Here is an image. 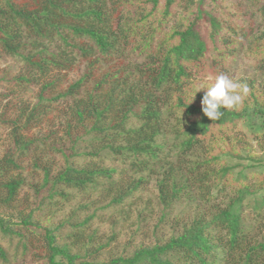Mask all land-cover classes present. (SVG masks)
I'll use <instances>...</instances> for the list:
<instances>
[{
    "label": "trees",
    "instance_id": "16d2710c",
    "mask_svg": "<svg viewBox=\"0 0 264 264\" xmlns=\"http://www.w3.org/2000/svg\"><path fill=\"white\" fill-rule=\"evenodd\" d=\"M257 2L260 23L221 9L220 0H0V56L11 59L0 77L9 140L0 157V206L9 214L0 213V231L17 238L11 257L0 245L4 264L27 252L44 264H264V0ZM242 56L250 59L240 71ZM219 74L249 93L211 121L201 110L206 89H197ZM152 181L154 203L145 206L158 209L156 237L113 252L90 205L118 207L114 220L113 212L104 218L116 225L138 203L134 196L126 211L127 198ZM98 189L104 196L92 198ZM69 192L83 200L49 225L55 198L67 203ZM164 226L170 232L160 238Z\"/></svg>",
    "mask_w": 264,
    "mask_h": 264
},
{
    "label": "rangeland",
    "instance_id": "374dc122",
    "mask_svg": "<svg viewBox=\"0 0 264 264\" xmlns=\"http://www.w3.org/2000/svg\"><path fill=\"white\" fill-rule=\"evenodd\" d=\"M221 9H228V10H234L236 14H244L245 16H250L251 19L255 21V23H260L261 19L257 12L258 2L257 0H220ZM247 14V15H246ZM235 17V16H234ZM262 29H264V25L262 26ZM241 35V33H240ZM237 38L241 39L240 36ZM243 54V52H241ZM240 53V54H241ZM241 58V59H240ZM238 59L236 62L237 67L240 71L245 70L249 65V57L248 56H242ZM11 59L7 57L0 56V77L3 75L2 68L6 64L10 63ZM84 68L80 67L77 69V72H74L70 77L76 78L83 72ZM7 88V86H6ZM240 127V126H239ZM8 130L5 127L0 126V157L3 154V150L8 145V138H7ZM55 156L57 157L55 159L56 166L63 164V157H61L60 153H55ZM76 159L78 162L82 161L81 156H77ZM106 164H113L116 163L113 161L112 158L105 160ZM127 170V169H126ZM125 171H119L118 176L131 174L132 178H138L137 174L132 173V171H126L127 173H124ZM27 175V172L24 173ZM154 181H152L149 184H145L144 182L139 185V187L136 189L137 191L134 193L133 197L127 198L125 201L123 207L125 206V210H128V203H130L134 196H138L136 200H138V203L135 205H132V209L130 212L129 217H127L125 220L120 221L116 223V225L111 226L109 224L110 220L108 222L104 221V218L107 214L110 212H113L111 215V220H114V211L118 207L111 206L107 208L106 210H100L99 207L102 204H96V205H90V211L95 210L96 213L99 215V219L96 217V224L93 226H98L97 223L101 226H99V233L103 235V240L106 238L111 239L110 247L112 248L113 252H127L129 253L131 250H133L135 247H137L140 243H149L154 240L155 231L153 229V226L155 225L157 219H158V209L156 206L146 208V200L151 197V203H154ZM67 191H71V189H66ZM139 190V191H138ZM105 192L98 189L96 193L91 194L92 198H102L104 196ZM30 195H32V192L30 191ZM72 197V194L69 192L68 195L64 196V199L67 200L66 202H61L58 197L55 198V201L57 202V206H59L57 209L54 208L53 213L50 214L47 211V208L42 209L41 213L47 212L49 215L46 216L47 222L49 225L57 224L60 222V220L67 219L73 210V207H76L83 198H80L78 200H75ZM86 198V197H84ZM89 198V197H87ZM135 200V201H136ZM107 201L103 202L105 204ZM128 205V206H127ZM130 207V208H131ZM141 208V209H140ZM139 212V214H138ZM0 213L4 214L5 216H8V211L5 207L0 206ZM14 220V219H13ZM57 222V223H56ZM157 230V229H156ZM70 232V228L68 226H65L62 230V235ZM170 230L166 226H164L159 232L158 237L160 238H166L169 234ZM14 241L8 239L7 237L2 236V233L0 231V245L3 246L8 256H13L16 246L17 238L14 237ZM18 251L21 252V248H18ZM20 254V253H19ZM0 264H4L3 260L1 259L0 254ZM11 264H44L42 260H32L30 258L29 252L26 253V255L23 258H20V256H17V261H14Z\"/></svg>",
    "mask_w": 264,
    "mask_h": 264
},
{
    "label": "clouds",
    "instance_id": "9594fccd",
    "mask_svg": "<svg viewBox=\"0 0 264 264\" xmlns=\"http://www.w3.org/2000/svg\"><path fill=\"white\" fill-rule=\"evenodd\" d=\"M201 89H206L201 100V110L211 121L223 116L222 109H238L249 93L247 84L240 83L226 74L217 75L214 83L210 86L202 84L197 91Z\"/></svg>",
    "mask_w": 264,
    "mask_h": 264
}]
</instances>
